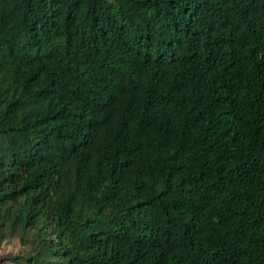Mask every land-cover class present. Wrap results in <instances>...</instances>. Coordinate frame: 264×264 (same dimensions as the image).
Instances as JSON below:
<instances>
[{
    "label": "trees",
    "instance_id": "1",
    "mask_svg": "<svg viewBox=\"0 0 264 264\" xmlns=\"http://www.w3.org/2000/svg\"><path fill=\"white\" fill-rule=\"evenodd\" d=\"M0 264H264V0H0Z\"/></svg>",
    "mask_w": 264,
    "mask_h": 264
},
{
    "label": "rangeland",
    "instance_id": "2",
    "mask_svg": "<svg viewBox=\"0 0 264 264\" xmlns=\"http://www.w3.org/2000/svg\"><path fill=\"white\" fill-rule=\"evenodd\" d=\"M22 246L20 245L17 239H13L11 241L5 242L2 247H0V256L5 254H17L22 250Z\"/></svg>",
    "mask_w": 264,
    "mask_h": 264
}]
</instances>
